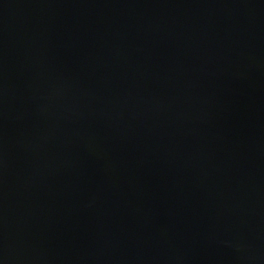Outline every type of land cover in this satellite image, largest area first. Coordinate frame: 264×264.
<instances>
[{"label":"water","instance_id":"95a60500","mask_svg":"<svg viewBox=\"0 0 264 264\" xmlns=\"http://www.w3.org/2000/svg\"><path fill=\"white\" fill-rule=\"evenodd\" d=\"M0 264H264V0H0Z\"/></svg>","mask_w":264,"mask_h":264}]
</instances>
